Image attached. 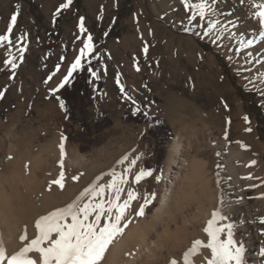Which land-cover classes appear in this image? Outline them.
<instances>
[{"label": "rangeland", "instance_id": "1", "mask_svg": "<svg viewBox=\"0 0 264 264\" xmlns=\"http://www.w3.org/2000/svg\"><path fill=\"white\" fill-rule=\"evenodd\" d=\"M32 2L33 6H28L26 1L0 0V34L19 6L12 46L0 45V67L4 60L16 57L17 63L33 70V74L36 71V77L40 76L38 72L45 73L49 64L46 41L49 45L59 42L60 54L66 55L67 63L39 90L33 85L37 78H32L30 88L18 81L0 83V92L4 93L0 97V178H9L8 181L15 178L13 181L19 184V174L27 167L38 181L48 186L61 170L62 135L66 137L65 156L68 153L72 156V151L80 152L92 171L76 196L93 183L106 184L111 179L112 168L123 171L127 162L118 165L116 161L125 154L133 158L143 153L133 172L151 168L153 177L145 178L138 186H125L121 198H126L128 187H135L140 193L154 191L157 195L146 208L145 216L135 218L136 221L148 219L163 196L170 189L176 190L181 177L190 173L196 162L209 166V170L215 169L213 139L226 141L232 147L244 142V134H251L260 147L259 159L264 172V96L261 95L264 92V36H261L258 18L253 15L261 0H243V3L218 0L215 7L223 15L217 18L229 29L221 34L219 47L201 38L203 28L187 21L188 13L181 0H73L59 14L56 10L65 0ZM32 10L40 13L42 25ZM80 17H84L85 33L78 27ZM89 33L95 50L82 63L98 61L93 68L97 76L91 82L92 112L88 117L91 130L87 133L79 124L81 117L77 121L67 118L59 102L64 99L51 89L67 75ZM21 35L24 36L22 46L16 39ZM249 40L254 43L248 44ZM145 45H148L147 53L143 50ZM22 47L23 60H20ZM66 101L73 104L74 100L70 97ZM137 108L140 111L133 114ZM145 113L154 122L164 120L171 128L172 137L161 159L157 158L156 141L149 133L150 124L143 119L147 116ZM103 116L111 119V125L97 132L92 127L93 121ZM248 128L251 131H246ZM176 135L179 151L172 148ZM89 138L91 143L87 141ZM175 172L177 179L172 178ZM156 175L161 176L159 182ZM171 179L176 185H171ZM260 186L251 185L246 195L253 205L264 241L261 233L264 224L260 223L264 206L255 192ZM110 195L106 189L103 198L107 200ZM87 199L85 196L82 202ZM137 206L134 201L133 207ZM180 211H175L170 204L157 229L170 226L168 236H183L184 221L193 220L196 206H184ZM183 247L177 256L162 249L163 258L155 264H169L174 257L181 258ZM257 264H264V258L259 256Z\"/></svg>", "mask_w": 264, "mask_h": 264}, {"label": "bare ground", "instance_id": "2", "mask_svg": "<svg viewBox=\"0 0 264 264\" xmlns=\"http://www.w3.org/2000/svg\"><path fill=\"white\" fill-rule=\"evenodd\" d=\"M244 136L243 143L232 147H229L226 141L213 139L215 169L209 170V166L196 162L191 167L190 173H184L180 181L178 180L177 185V182L171 179L170 183L177 186L176 190L170 189L163 196L148 219L134 220L123 235L110 246L102 264H155L156 261L163 258L162 249L164 248L172 254L171 256H177L183 245L185 248L182 249L185 253L192 247L196 239L206 243L208 237L204 228L207 227V221L211 219L214 210H218L227 217V220L224 221L218 219V223L233 225L234 239L237 242L242 241L247 249L245 253L247 264H257L258 253L264 246V241L260 237L253 205L247 198L246 192L251 185L261 184L255 192L258 200H261V204L264 206V172L259 159V145L255 143L251 134H244ZM172 148L174 151L180 150L177 135L172 141ZM67 155L64 157L63 165V189L51 183L59 178L62 169L50 183L48 182V186L43 185L44 183L42 184L40 180L38 181L32 174L33 172L26 169L27 167L22 168V172L20 171L18 179L21 178V185H19L20 182L18 184L13 181L15 178L8 181L9 178L5 180L1 176L0 238L3 239L8 253L18 251L25 243L19 239L24 234L25 225L29 240L35 238L38 234L34 226L35 221L40 216L62 207L65 203H71L77 197L76 194L81 184L92 175L91 167L86 164L83 154L72 151V156H69V153ZM253 160L256 163L249 166V162ZM73 177H78V179H73ZM172 178H178L177 172L172 175ZM170 204L178 212L184 206H196L193 220L184 221L183 236H168L170 226L165 224L168 227L157 229L162 215H165ZM189 227L194 232H190ZM194 233L196 236L193 235ZM221 238H225L224 234ZM184 253L181 258L174 257L180 264H183ZM210 256V249L200 248L189 259L194 264H206L205 258H210Z\"/></svg>", "mask_w": 264, "mask_h": 264}, {"label": "snow or ice", "instance_id": "3", "mask_svg": "<svg viewBox=\"0 0 264 264\" xmlns=\"http://www.w3.org/2000/svg\"><path fill=\"white\" fill-rule=\"evenodd\" d=\"M181 2L186 13H188L187 21L193 23L194 27L203 28L201 38H207L210 43L219 47L221 34L229 31V29L217 18L223 15L215 7L218 0H194V2L193 0H181ZM72 3L73 0H65L57 8V14L60 13L61 9H68ZM241 3H243V0H241ZM255 7L257 10L253 12V15L258 18L261 36H264V0H261V3ZM18 15L19 6H16V10L10 15L6 30L3 34H0V45L7 43L11 48L13 30L17 24ZM228 23H231V21ZM78 27L82 33L87 32L84 17H80ZM185 31H188V29H185ZM198 35L200 34L198 33ZM16 39L22 46L24 36L21 35ZM247 43L252 44L254 41L249 40ZM94 50L93 36L89 33L83 41V46L79 49V54L70 65L67 75L51 91L56 92L69 84L73 73L84 66L82 59L90 57ZM143 50L147 53L148 45H145ZM19 59L23 60V47ZM15 60L16 57H12L4 60L3 63L15 69L17 67ZM88 63H90V60ZM88 70L91 71L92 76H97L96 71H92L90 68ZM245 71L247 70L245 69ZM51 78V76L48 77L49 80ZM121 91H124L123 86H121ZM3 95L4 93L0 92V97ZM261 95L264 96V92ZM129 99L131 98L129 97ZM59 102L60 107L64 109L65 102L62 99ZM139 111L140 109L137 108L133 114ZM245 120L248 121V117H245ZM246 131H251V128L246 129ZM224 138L228 139L227 131ZM65 140L66 137L62 135L59 144L61 152L59 164L62 170L59 178L51 182L61 189L64 188ZM142 155L143 153L130 158L128 154H125L116 163L124 165L127 162L126 167L119 172L116 168H112L110 172L111 179L106 184L93 183L85 188L71 203L40 216L34 225L38 231L35 238L29 240L27 226L25 225L24 234L19 237L25 243L18 251L8 253L3 239L0 238V264H102L114 241L123 235L135 218L145 216L146 208L156 198V192L140 193L135 187H128L126 198H121V194L126 190L125 186L129 184L138 186L145 178L153 177L154 170L151 168H140L138 171L133 172ZM255 163V160L250 161L249 166ZM73 179H78V177H73ZM99 179L97 177V180ZM155 179L159 182L161 176L156 175ZM106 189L111 194L107 200L103 198ZM85 196L88 199L82 202ZM96 197L101 198L96 200ZM134 201L138 205L137 207H133ZM218 219L224 221L227 220V217L218 210H214L211 219L207 221V227L204 228V232L208 237L207 242L196 239L192 247L184 253L183 264H194L189 257L197 253L200 248L210 249L211 251L210 258H205L206 264H247L245 259L247 249L242 241L237 242L234 239L233 225L231 223H218ZM260 223L264 224V217L260 218ZM261 233L264 234V229L261 230ZM222 234L225 236L223 239L221 238ZM258 255L264 258V246L260 248ZM170 264H180V262L173 258Z\"/></svg>", "mask_w": 264, "mask_h": 264}, {"label": "trees", "instance_id": "4", "mask_svg": "<svg viewBox=\"0 0 264 264\" xmlns=\"http://www.w3.org/2000/svg\"><path fill=\"white\" fill-rule=\"evenodd\" d=\"M18 2L26 1L28 6H33L32 0H17ZM32 15L36 19V21L42 25L41 15L39 12L32 10ZM48 41L45 42L47 48V58L49 60V64L47 65L45 73H40V76L36 77L35 71L33 74V70L24 68L20 63L17 64L15 69H12L9 65L3 64L0 67V83H7L18 81L22 86L30 88L32 83L30 82L32 78H37L34 86L37 87L36 90L42 89V87H46L48 83L54 79L55 76L58 75L59 72L64 68L67 63V57L64 53L60 54V45L59 42H53V44H47ZM97 59L90 60V63H82L84 66L77 71H75L70 78V83L67 84L64 88L59 89V92L64 99L65 102V111L67 118L71 121H77V117H81L82 119L79 121V124L84 129L85 132H89L90 124L88 122V117L91 114L90 103L92 99V88L91 82L93 76L90 68L93 71L94 65L97 62ZM59 66V67H57ZM32 73V75H30ZM33 76V77H31ZM52 78L49 80L48 77ZM31 77V78H30ZM29 79V80H28ZM34 81V80H33ZM39 83H38V82ZM47 81V82H46ZM39 85V86H37ZM73 98V104L68 103L66 100L68 98ZM144 120L149 122V133L154 137L157 146V158L161 159L165 153V145L172 137V132L170 126L164 121L154 122L150 116H144ZM111 125V119L108 116H103L102 119H94L92 127L95 131L100 132L105 127ZM88 136L90 134H87ZM91 143V139L87 140Z\"/></svg>", "mask_w": 264, "mask_h": 264}]
</instances>
